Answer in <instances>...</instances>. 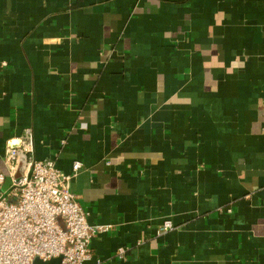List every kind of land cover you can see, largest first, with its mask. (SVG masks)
Here are the masks:
<instances>
[{
	"label": "crops",
	"instance_id": "1",
	"mask_svg": "<svg viewBox=\"0 0 264 264\" xmlns=\"http://www.w3.org/2000/svg\"><path fill=\"white\" fill-rule=\"evenodd\" d=\"M27 128L85 264H264V0H0V172Z\"/></svg>",
	"mask_w": 264,
	"mask_h": 264
},
{
	"label": "built area",
	"instance_id": "2",
	"mask_svg": "<svg viewBox=\"0 0 264 264\" xmlns=\"http://www.w3.org/2000/svg\"><path fill=\"white\" fill-rule=\"evenodd\" d=\"M24 161L22 173L17 175ZM0 172V264H34L60 258L59 264H85L92 257L95 235L106 225H92L89 213L72 190V180L83 169L75 161L66 173L51 158L35 154V137L27 128L21 137L7 140ZM9 180V186L5 184ZM163 222L159 233L172 230ZM125 250L118 251L123 257Z\"/></svg>",
	"mask_w": 264,
	"mask_h": 264
},
{
	"label": "water",
	"instance_id": "3",
	"mask_svg": "<svg viewBox=\"0 0 264 264\" xmlns=\"http://www.w3.org/2000/svg\"><path fill=\"white\" fill-rule=\"evenodd\" d=\"M9 180L7 181V183L5 184V189L9 186ZM60 263V258H56V259H52L50 261L44 262L42 260L36 259L34 261V264H59Z\"/></svg>",
	"mask_w": 264,
	"mask_h": 264
}]
</instances>
